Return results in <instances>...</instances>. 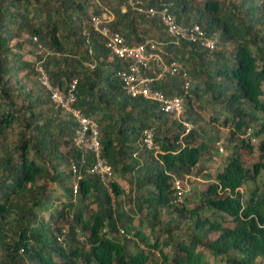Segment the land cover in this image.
I'll return each instance as SVG.
<instances>
[{"label":"trees","instance_id":"obj_1","mask_svg":"<svg viewBox=\"0 0 264 264\" xmlns=\"http://www.w3.org/2000/svg\"><path fill=\"white\" fill-rule=\"evenodd\" d=\"M142 1L169 4L217 47L175 42L127 0H0V264H157L156 250L161 264L264 263V0ZM106 13L129 44L163 42L187 68L188 93L179 77L155 86L184 96L189 133L157 102L127 94V62L92 26ZM39 68L61 89L78 80L74 106L100 124L109 186L88 172L95 155L77 145L78 122ZM204 114L210 130L198 125ZM150 127L159 151L143 142ZM222 127L230 152L212 176L206 156L221 154ZM194 173L206 188L177 201L175 179Z\"/></svg>","mask_w":264,"mask_h":264},{"label":"built area","instance_id":"obj_2","mask_svg":"<svg viewBox=\"0 0 264 264\" xmlns=\"http://www.w3.org/2000/svg\"><path fill=\"white\" fill-rule=\"evenodd\" d=\"M127 4L139 13L159 19L164 30L174 38L175 42L184 38L210 50L217 47L218 40L209 36L199 24L186 26L178 22L167 3L162 4L161 8L145 7L142 0H127ZM113 18V15L108 13L103 16L93 15L92 26L105 39L106 46L111 50V53L127 62L125 67L118 70V76L123 82L125 91L131 97H143L159 103L161 109L170 117L179 119L185 125L186 133H189L193 125L184 117V97L176 94L169 95L155 86L157 82H167L170 78L179 77L183 80V86L188 92L190 80L187 69L179 60L171 57L163 42L148 39L140 44H129L120 32L114 31L110 27L109 23ZM39 71L40 82L50 91L52 101L65 111L71 112L78 122L77 145H85L95 155V162L89 172L102 174L105 182L108 180V184H110L113 171L102 156L100 124L94 118L85 115L80 108L74 106L78 80H71L65 89H61L51 83L43 68H39ZM154 135L153 127L145 129L143 141L149 148L156 149L158 146ZM74 170H76L75 167ZM174 186L177 200L180 201L186 191V183L178 178L175 180Z\"/></svg>","mask_w":264,"mask_h":264},{"label":"rangeland","instance_id":"obj_3","mask_svg":"<svg viewBox=\"0 0 264 264\" xmlns=\"http://www.w3.org/2000/svg\"><path fill=\"white\" fill-rule=\"evenodd\" d=\"M203 1L204 0H199L200 3H203ZM27 57L33 58L32 56H27ZM171 81H172V79L169 80V82H171ZM179 81H180V83L182 82L181 79H179ZM194 106L197 109L198 102L194 101ZM171 121H173V120H171ZM170 123H172V122H170ZM198 125H203V126L206 125L207 128L210 130L211 129L210 126L212 124H210L208 118L204 114V115H202V119H200L198 121ZM220 131H221V135L224 137L221 141H219V143H217L218 146H224L223 150H221V154L220 155L215 154V155L210 156V157H209V155L206 156L207 161H206L205 166L208 170L207 172H211V174H213L212 176H214V174L217 173L218 168L224 164L225 157L228 154V152H230V149L227 147V145H225V144H227L226 138L230 137V128L229 127L228 128L222 127ZM253 142L258 143V141L256 139H254ZM83 147L87 148L85 145ZM243 158L247 164H251L252 162L257 161L258 160L257 147L255 148V151L252 153H246V152L243 153ZM184 179H186L187 190H189L190 187L194 189L195 186L197 187V189L200 188V189L204 190L206 188V185L209 183V178L206 177L204 174H201V175H197L195 173H194V175L187 174L184 176ZM108 183H109V181L107 180L106 184L109 185ZM123 186L127 188L126 183L123 184ZM192 191H194V190H192ZM184 198L185 197H183V199ZM189 198H190L189 203H194V201L197 200V198L194 197V195L189 196ZM207 215L212 216L209 212L207 213ZM165 252L168 253L171 251L169 249H166ZM154 254H155V259H156L157 264H161L162 257L159 255L158 251L156 250L154 252Z\"/></svg>","mask_w":264,"mask_h":264},{"label":"clouds","instance_id":"obj_4","mask_svg":"<svg viewBox=\"0 0 264 264\" xmlns=\"http://www.w3.org/2000/svg\"><path fill=\"white\" fill-rule=\"evenodd\" d=\"M186 68V67H185ZM187 69V68H186ZM188 71V70H187ZM176 78V77H175ZM188 78H189V73H188ZM170 79H173V78H170ZM169 79V80H170ZM181 79V78H180ZM168 80V81H169ZM182 80V79H181ZM189 80H190V78H189ZM167 81V82H168ZM182 82H183V80H182ZM184 87V86H183ZM190 87H191V81H190ZM185 89V88H184ZM190 89V88H189ZM186 91V90H185ZM188 92H189V90H188ZM188 92H186V93H188ZM175 95V94H174ZM184 97V96H183ZM185 99V98H184ZM159 104V103H158ZM159 107H160V104H159ZM160 109H161V107H160ZM161 111H163L162 109H161ZM164 112V111H163ZM165 113V112H164ZM166 114V113H165ZM167 116L172 120H178V121H180L179 119H174V118H172V117H170L168 114H167ZM186 116V100H185V112H184V117ZM185 120H186V117H185ZM187 121V120H186ZM181 122V121H180ZM189 122V121H188ZM191 123V122H190ZM183 124V123H182ZM192 124V123H191ZM184 125V124H183ZM184 127H185V125H184ZM154 128V127H153ZM155 129V128H154ZM185 134H187L186 133V128H185ZM155 136V135H154ZM143 138H144V135H143ZM144 142V141H143ZM157 146H158V144H157ZM83 147V146H82ZM221 150H223V148H221ZM156 151H159V146H158V148H156ZM91 167V166H90ZM90 167H89V169H90ZM89 169H88V172H89ZM90 173V172H89ZM176 179H178V178H176ZM175 179V180H176ZM179 179H182L185 183H186V179H184V177L182 178V177H179ZM111 183V182H110ZM174 184H175V181H174ZM110 185V184H109ZM109 185H107V186H109ZM187 185V184H186ZM75 188H76V190H77V188H78V185L76 184L75 185ZM174 189H175V193H176V188H175V186H174ZM187 191H189V190H187V187H186V191L184 192V194L187 192ZM184 194H183V197H184ZM175 196H176V194H175ZM176 200H177V197H176ZM182 200H183V198H182ZM182 200H180V201H182ZM178 201V200H177Z\"/></svg>","mask_w":264,"mask_h":264}]
</instances>
